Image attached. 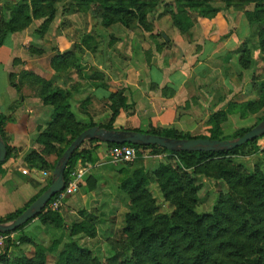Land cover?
Returning a JSON list of instances; mask_svg holds the SVG:
<instances>
[{
	"label": "trees",
	"instance_id": "obj_1",
	"mask_svg": "<svg viewBox=\"0 0 264 264\" xmlns=\"http://www.w3.org/2000/svg\"><path fill=\"white\" fill-rule=\"evenodd\" d=\"M61 0H21L19 4L9 7V16H0V46L6 38L15 32L29 28L34 20L45 18L37 32L42 36L49 23L57 13L56 3ZM163 0H72L75 11H88L93 4L99 6L102 25L111 27L121 24L126 28L141 27L152 32L148 15ZM175 10H172L173 23L187 29L195 23L194 12L206 16L218 9L212 5L214 0H172ZM226 6L255 3L253 11L243 10L252 24L264 23V0H219ZM238 3V4H235ZM1 13V10H0ZM1 15V14H0ZM92 35L84 38L83 43L91 49L94 42ZM66 52H58L51 60L55 79H45L34 72H23L17 76L10 74V82L16 85L21 93L24 82L34 86L37 96L47 107H53L52 115L43 125H38L34 141L41 148H32L25 156L30 167L55 169L69 145L86 129L99 125L109 130L115 129L114 122L121 109L130 108L123 90L111 92L107 100L111 101L112 113L107 123L96 122L91 113L93 102L92 90L108 89V79L104 71L95 66H83L76 47ZM98 45V44H97ZM95 44V48L97 46ZM259 47L264 62V28L259 32ZM31 55H43L44 50L30 46ZM239 63L244 70L252 65V52L246 46L237 50ZM152 50L147 51V61H151ZM20 62L19 60H15ZM256 81V80H255ZM258 98L237 103L228 102L225 109L212 111L207 121L210 136H191L176 128H150L148 133L174 138H210L224 140L222 127L228 114L239 111L241 116L248 112H257L264 107V78H259ZM167 88H163L166 95ZM175 92L172 91L171 95ZM193 102L197 99L192 97ZM76 106L81 114L78 117L73 109ZM187 104L186 108H189ZM264 120V119H263ZM9 121L0 112V133L7 144L8 155L0 163V170L11 157L22 150L9 145L5 125ZM252 128H242L234 133L232 138L243 136ZM129 130V129H128ZM131 130V129H130ZM142 131L140 129H132ZM264 135L249 141L247 144L227 151H171L158 145H131L138 149V159L144 151L152 149L156 154L168 153L175 162L161 163L148 171L140 166L128 172L126 177L118 180V188L128 197V211L124 216V226L117 233L106 238L107 254L103 259L82 243L84 237L94 238L97 235L95 217L89 214L88 219L77 220L70 225L61 210L45 209L36 218L19 227L14 234L32 221L39 220L51 228L67 230V235L53 237L48 245L37 244L34 237L25 233L16 240H9L7 249L0 254L2 264H264V170L260 166L247 171L235 163V158L248 149L264 154ZM99 140H89L78 148L68 163L65 171L66 184L71 173L81 161L94 167L97 155L94 144ZM108 148L122 144L106 143ZM57 155L55 165L50 166L47 158ZM125 172V171H124ZM127 173V171L125 172ZM206 177L227 185V192H220L211 211L199 212V177ZM98 177L90 175L88 186H96ZM32 198L24 208L5 217L0 222H10L21 215L51 184ZM158 183L167 201L173 205L171 214L161 213L153 198L149 186ZM123 200L126 201L125 196ZM31 242L35 245L33 253L21 250L20 245ZM61 247V248H60ZM14 248L13 252H9ZM94 249V248H93ZM10 253V254H9Z\"/></svg>",
	"mask_w": 264,
	"mask_h": 264
},
{
	"label": "rangeland",
	"instance_id": "obj_2",
	"mask_svg": "<svg viewBox=\"0 0 264 264\" xmlns=\"http://www.w3.org/2000/svg\"><path fill=\"white\" fill-rule=\"evenodd\" d=\"M20 1L21 0H16V5L19 4ZM72 5V0H61L56 3V16L54 20L48 24L47 30L42 36L37 32V29L42 27L45 18L34 20L32 24H34L35 21H40L39 23H36L38 25H35L37 26L36 34L44 37L46 34L63 33L68 39H74L75 45L79 44V47L77 46L76 49L79 57L82 59V67L95 66L99 70H107L109 72L112 70H122V72H124L128 67H133L135 64L139 66L138 62L145 64L146 62L140 61L141 58L143 61H147V51L149 50H156L161 60H164L166 58L165 54L170 48L171 40L174 41L177 38L192 40V42L195 43L199 40L202 41L205 36L212 37V31L214 30H219V32H216V36L221 37L222 34L220 35V33H222V31H227L230 28V24L234 26V20L235 22H238V18L242 14L243 19L245 20L243 23H246L242 24V26L244 27V31L248 30V35L246 39L242 41L239 48L246 44L251 50L252 65L247 70L242 68L239 63V54L237 53V50H239L238 48L236 52L229 54V57L224 60L221 72L218 70L212 74V77H210V83L213 84L212 88L216 93L214 101L220 100L219 102L222 104L217 110L225 109L228 102L231 100L241 103L246 100L258 98V84L256 81L259 78H264V62L259 47V32L264 28V23L252 24L244 13L245 10L253 11L256 6L255 3H245L228 7L224 2L214 0L212 5L218 9L217 12H212L206 16L198 15V13L194 12L195 23L187 29H183L181 26H177L173 23L172 10H175L174 2L172 0H163L148 15V22L152 27V32L144 31L138 26L129 29L121 24H115L111 27L103 26L98 5L93 4L86 12L75 11ZM8 16L9 14H7V17ZM224 22L227 26L223 29ZM88 35L93 36V40L90 41V43L94 42L91 44V46L94 45V47L91 49H87L83 43L84 38ZM49 43L51 44H44L42 46L31 45L37 49L44 50L43 55L36 56L43 57L49 53V51L51 52V55H49L46 60H41L40 63H32V66H34L33 69H27L25 64L16 62V64L19 65V70L15 73L17 76L16 81L21 79H18V76H22L24 71H32L36 75L48 80L55 79V75L54 78L51 77L52 71H54L51 66V60L61 51L58 46H55L56 43L54 41H50ZM95 44H98L96 48ZM73 46L74 45H72L70 49H72ZM236 53L238 56L235 57L234 54ZM151 57L153 59L154 54H152ZM147 63L149 65L148 61ZM47 67H50L51 71H49L48 75H43L44 68ZM27 80L30 81L29 77ZM224 80H226V82H224ZM29 81L24 82L22 86L26 87L28 90L27 92L31 97H38L34 86L29 85ZM47 108L51 110V113L53 112V107ZM73 109L78 113V117H81V114L75 105L73 106ZM90 110L96 122L107 123L112 113L111 101L96 100L90 106ZM51 113L50 116L52 115ZM50 116L46 119L48 120ZM208 119L209 118L206 120ZM263 119L264 107L257 112H248L246 116H241L239 111H235L228 114V118L224 121L222 127L225 136L231 139L234 133L239 129L253 128ZM210 128L211 127H208L207 122H205L199 124L198 130L181 132L189 133L191 136H210ZM34 136L35 134L32 138H34ZM262 144L264 146V141H262ZM53 156L55 157L53 163L48 161L50 166L55 165L57 161V155ZM170 156L171 155L168 153L156 154L152 149H149L144 151L143 155L140 156L139 159L137 158L134 162H126L112 156L110 154V149L107 151V156H105L107 166L105 165L106 167L102 169V174H104L105 177H100L96 186L90 189L88 186L89 176L79 191L70 195L66 199L65 205L61 209V212H64L67 224L69 225L77 220L88 219L89 214L94 215L95 222L93 223L96 224L97 235L94 238L84 237L82 240L84 245L92 247L91 249L94 253L96 255L100 254L102 259L105 257L108 248L106 238L114 235L119 229L123 228L124 216L129 208L127 206L129 204V199L118 188V180L126 177L128 172H131L140 166L148 171H153L161 163L175 162ZM96 163H99L98 160ZM235 163L241 165L242 168L247 171L254 169L255 166H260L264 170V154L262 151L255 152L253 149H248L245 153H242L235 158ZM43 171L44 179L40 184L43 185L42 188H45L53 178L52 175L54 169L48 168L43 169ZM124 171H127V173ZM198 183L201 185V189L199 191L200 204L198 205L197 210L201 213L209 212L217 200L219 193L227 192V185L223 182L202 176L199 177ZM149 189L156 201L159 211L161 213L171 214L174 207L163 196L159 184L152 183L149 186ZM123 196H125L126 201L123 200ZM36 222L37 223L32 221L23 229V231L12 234V240H16L20 234L25 233L36 238L35 241L37 244L48 245L52 236L60 238L63 235H67V230L65 228L61 230L51 228L50 232H46L45 228H47V226L42 224L39 220ZM20 248L23 252L30 254L35 250V245L31 242H25L20 245ZM13 250L14 248L9 252H13ZM4 252L0 254H3ZM0 264H2L1 261Z\"/></svg>",
	"mask_w": 264,
	"mask_h": 264
},
{
	"label": "crops",
	"instance_id": "obj_3",
	"mask_svg": "<svg viewBox=\"0 0 264 264\" xmlns=\"http://www.w3.org/2000/svg\"><path fill=\"white\" fill-rule=\"evenodd\" d=\"M15 4L16 0H0V16L7 17L9 7ZM243 21L245 20L241 14L238 22L234 20V26L229 22L230 28L222 31L221 37L216 36L219 30H214L212 37L205 36L202 41L195 43L183 38L171 40L164 60L154 50V57H151L149 65L141 58L140 62H146L145 64L138 62L139 66L135 64L133 67H126L124 72L104 70L109 88L92 90V103L107 100L111 92L123 90L130 108L120 110L114 122L115 129H140L144 132L150 128L175 127L180 131L198 130L199 124L207 122L212 111L222 106L220 100L214 101L216 93L210 77L215 71L221 72L224 60L229 54L236 52L246 39L248 30L244 31L242 24L246 23ZM39 22L35 21L24 31L10 34L0 46V112L9 119L5 125L9 145L22 150L4 163L0 170V217L24 208L43 189L40 183L43 182L45 170L28 166L25 156L30 149L41 148L34 141L36 128L43 125L51 113L39 97H31L26 87L20 93L16 85L11 84L10 74L19 70L15 60L25 64L27 69H33L32 63L46 60L51 52L43 57L31 55L28 48L32 44L42 46L54 41L55 46L63 52L70 49L75 41L68 39L63 33L38 36L35 25ZM225 26L227 24L224 22L223 29ZM49 71L50 67L44 68L43 75H48ZM54 75L55 72L52 71L51 77L54 78ZM163 88H167L166 95L163 94ZM172 91L175 92L173 95ZM192 97L197 99V103L193 102ZM187 104H190L189 108H186ZM94 147L99 163L94 167L89 166L90 172L86 180L92 174L99 179L105 177L102 169L107 166L105 156L110 148L104 142L96 143ZM54 159L53 155L47 158L50 163ZM36 221L37 219L33 222L37 223Z\"/></svg>",
	"mask_w": 264,
	"mask_h": 264
},
{
	"label": "water",
	"instance_id": "obj_4",
	"mask_svg": "<svg viewBox=\"0 0 264 264\" xmlns=\"http://www.w3.org/2000/svg\"><path fill=\"white\" fill-rule=\"evenodd\" d=\"M264 135V120L254 126L250 131L241 137L232 139H210V138H174L164 135L152 134L134 130H109L99 125L90 127L83 131L65 150L58 160L53 172V179L50 186L17 218L10 222H0V233L14 232L19 227L25 225L30 220L36 218L48 203L58 193L62 192L66 186L65 171L74 152L89 140H99L104 143L134 144V145H158L171 151H206L220 152L234 149L247 144ZM7 144L0 133V163L7 158Z\"/></svg>",
	"mask_w": 264,
	"mask_h": 264
},
{
	"label": "built area",
	"instance_id": "obj_5",
	"mask_svg": "<svg viewBox=\"0 0 264 264\" xmlns=\"http://www.w3.org/2000/svg\"><path fill=\"white\" fill-rule=\"evenodd\" d=\"M110 154L115 158L126 162H134L139 156L136 147L125 144L110 148ZM89 172L90 167L88 165H83L82 162L79 161L75 169L72 171L70 181L66 184L65 189L52 198L46 209L54 211L61 210L65 205L66 199L70 195L79 191L82 187ZM10 239H12V234L0 233V253L7 249Z\"/></svg>",
	"mask_w": 264,
	"mask_h": 264
}]
</instances>
